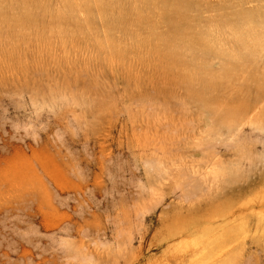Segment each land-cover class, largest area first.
<instances>
[{
  "label": "rangeland",
  "instance_id": "1",
  "mask_svg": "<svg viewBox=\"0 0 264 264\" xmlns=\"http://www.w3.org/2000/svg\"><path fill=\"white\" fill-rule=\"evenodd\" d=\"M40 1L48 8L44 26L22 35L0 31V264H264L263 184L242 198L250 204L243 200L249 207L238 222L212 218L202 225L212 224L209 231L168 239L191 220L181 191L188 187H175L176 171L183 176L197 166L219 184L213 176L222 168L203 164L201 156L193 163L190 151L215 150L223 160L247 156L260 166L264 139L249 136L248 124L241 137L214 132L229 117L218 123L202 113L183 85L167 81L159 56L122 27L109 36L100 16L87 27L82 12L78 24H55L65 2L75 0ZM182 1L193 31L219 30L227 52L249 55L227 79L219 67L236 60L205 58L222 84L214 106L243 97L246 87L255 93L259 82L251 76L264 73V0ZM152 14L156 32L167 33L159 10ZM132 30L136 40L149 36L147 24ZM212 139L223 143L203 146ZM255 172L238 175L250 181ZM203 191L197 193L209 197Z\"/></svg>",
  "mask_w": 264,
  "mask_h": 264
},
{
  "label": "bare ground",
  "instance_id": "2",
  "mask_svg": "<svg viewBox=\"0 0 264 264\" xmlns=\"http://www.w3.org/2000/svg\"><path fill=\"white\" fill-rule=\"evenodd\" d=\"M7 1L10 4L5 6V2ZM125 5H128L129 7L125 9ZM188 8L189 4L182 0H75V2H65L63 10L59 13V15L54 17L53 23L61 24L72 21L78 24L77 14L79 12H82L86 15L85 26L87 27H90L93 24V22L95 21V16H100L109 36L111 32L117 28V26L122 27L125 33L137 42L138 47L148 48L152 53L159 56V63L165 70V75L167 73V81L172 84L178 83L183 85L188 95L199 103V107L202 113L207 114L208 116H210V118H214L218 123L222 120L226 121V119L229 117L228 121H226L229 123H227L226 126H220L219 128H216L214 132L220 135L228 134L229 136L235 135L241 137V130H243L245 125L248 124L249 126H251V128L248 129L249 136H256L260 139L261 142V140L264 139V73L260 77L256 75L251 76L254 81L259 82L258 88L256 89L255 93L250 94L251 90L246 87L245 89H243L246 90V94L243 97L239 96L235 98L234 101L226 102L224 104L222 103V111L220 109H217L219 108V106H214L215 102L217 101V98L214 94L222 87V84L219 77L215 75L213 73V70L207 65L205 58H209L212 56H221V58L223 59L228 58L236 60L235 64L229 65L230 67L224 66L223 64L219 67L221 70V78L227 79L230 77L233 71L239 69L241 70V68L238 67L239 63L248 61L249 55H241L239 54V52L232 55L230 54L231 52H227V49L225 48L226 46H224L223 44V38H219L220 34L222 33L219 30H216L215 36L214 30H212V33L193 31L191 21L187 16ZM156 9L159 10L158 16L161 22H163L167 26V33H157V23H152L150 21V15L154 13ZM47 14L48 8L44 6L43 1L40 0H19V2H13V0H0V31L3 28H7L10 33H13L15 35H22V32L25 29L37 28L42 24V26H44V23H42V17L46 16ZM143 24H147L149 26V36L141 40H136L137 36L132 30V27L140 28V26ZM107 45L110 50L116 53V55L122 56L124 54L123 51L119 50L116 41L109 39ZM257 48L258 47L255 46L254 49H252V55L255 54V50ZM184 49L190 53V60L185 59L186 55L185 53L183 55L184 51L182 52V50ZM238 50L241 52L243 48H238ZM199 59H202L203 65L201 66H198L197 64ZM201 70H203L204 72L206 71L210 75V77L206 78L202 76ZM219 111L222 114L218 115ZM203 122L204 125H208L207 120H204ZM187 125L189 124L186 123V127H188ZM191 128H187V130H191L193 132V128ZM183 138H185V136ZM211 141L213 142H206V144L203 146L206 148H208L209 146L215 148L216 144H218L222 140L219 142L216 141L218 143H216L214 139H212ZM262 142L264 143V140ZM221 143H223V141ZM199 144L200 146H197L198 148L203 147L201 146L200 141ZM220 146L223 145L221 144ZM256 147V145H252L250 146V150L254 151ZM226 148L225 150H222L223 153L226 152ZM164 150H166V153L169 152V149ZM164 150L162 148V151ZM207 151L209 150L207 149ZM214 151H212L213 154H206L204 153V150L196 149L190 151V157L192 158L191 160L193 161V163L197 164L198 162H195V158H199L201 156L204 162L203 164H212L214 165V167L212 166L213 169H215V166H219L220 168H222V171L219 170L218 172H214L216 173V175L213 176L215 177V179H217L216 182L219 181L218 185L213 184V186L211 182L214 178L211 177L212 181H210V178L207 179V174L209 173L206 171L207 173L204 174L205 172L200 171L197 166L196 170L194 171L193 168H190L192 169L191 174L187 173V170L182 171L183 176L180 175L181 173L178 174V170L176 171L179 177L182 176V179L180 178L181 181H179V177L176 175L177 178L175 180H178V182L176 183L174 181L175 187H177L181 182L180 184H183L182 186L188 187H183V189L190 190H187L188 193L186 192L185 194V190L181 189L182 192L184 191L183 193L185 195L182 192L181 193L184 197L183 201L187 203L189 211L186 212L185 215L190 214L189 217L191 218V220L181 231L178 230L170 233V235H168L169 237L167 236L168 239L170 238V241L171 239L173 240L176 237L179 238V236H184V234L188 235L209 231L212 228V224L210 226L206 224V227H202V225L205 223H212V221L214 220H220L223 222L226 221V223L228 224L230 221H237L239 218L243 217L244 211L246 212L247 210H245V208L248 206L243 204L244 199L242 200V198L247 197L246 193L250 192L254 187L257 188V186H262V184L264 185V163L260 166L255 163H251L250 161H247V156H245V158L241 157L236 160H223L220 158V155L218 157L219 152ZM162 153H164V155H168V157L169 154H171H166L165 151ZM241 153L245 155L243 150H241ZM202 160L200 159L199 163H201ZM189 163L191 164L192 162ZM182 165H180V167ZM184 166H182V169ZM191 166H193V164ZM212 167L209 166V168ZM187 168L188 166L186 167V169ZM178 169H180V172L181 168L178 167ZM190 169L188 168V172H190ZM247 169L249 171H256V175H254L255 177L253 176L254 178L250 181H247L248 178L247 180L243 178L241 174L238 175V173L243 174ZM183 172H185V174ZM209 176L211 175L209 174ZM208 181L210 182L208 183ZM213 182H215V180ZM179 187L181 188V185H179L177 188ZM199 190H205L206 194L208 193L209 197L202 198L201 196H203L202 194H205V192L203 191L204 193L201 192L202 194H198L197 192ZM182 195L180 196L182 197ZM260 197L257 198L260 200ZM262 198L263 202L258 205L264 206V196H262ZM256 202L259 201L257 200ZM244 203L250 204V201L247 203L244 200ZM179 206H181V204ZM250 211L254 212L252 209ZM250 211H247V213ZM180 212L181 211H179V213ZM256 213H254V215ZM256 216L254 218H256ZM212 218L216 219L212 220ZM261 222L263 221L261 220ZM217 229L219 228L217 227ZM164 240L167 239L164 238ZM206 243L207 241H205L204 245Z\"/></svg>",
  "mask_w": 264,
  "mask_h": 264
}]
</instances>
